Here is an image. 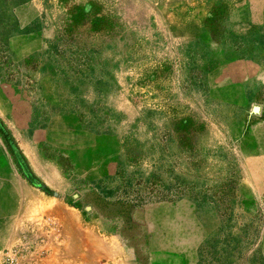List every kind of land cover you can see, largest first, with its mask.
<instances>
[{"label":"rangeland","instance_id":"obj_1","mask_svg":"<svg viewBox=\"0 0 264 264\" xmlns=\"http://www.w3.org/2000/svg\"><path fill=\"white\" fill-rule=\"evenodd\" d=\"M0 0V264H264V0Z\"/></svg>","mask_w":264,"mask_h":264},{"label":"crops","instance_id":"obj_2","mask_svg":"<svg viewBox=\"0 0 264 264\" xmlns=\"http://www.w3.org/2000/svg\"><path fill=\"white\" fill-rule=\"evenodd\" d=\"M204 1H206V0H183L179 4L184 6V7H189V6L197 7V6L204 5V3H205Z\"/></svg>","mask_w":264,"mask_h":264}]
</instances>
